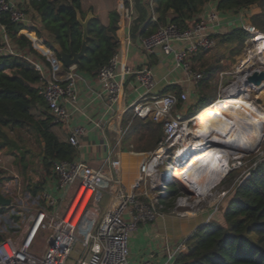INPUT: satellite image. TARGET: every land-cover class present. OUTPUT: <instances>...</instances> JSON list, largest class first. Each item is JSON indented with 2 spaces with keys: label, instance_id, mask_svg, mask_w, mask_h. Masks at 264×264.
I'll list each match as a JSON object with an SVG mask.
<instances>
[{
  "label": "built area",
  "instance_id": "obj_1",
  "mask_svg": "<svg viewBox=\"0 0 264 264\" xmlns=\"http://www.w3.org/2000/svg\"><path fill=\"white\" fill-rule=\"evenodd\" d=\"M6 14L15 23L26 20V12L21 7L11 0H0V32L5 37L7 32L2 20ZM153 17L156 19V16ZM124 18L131 22L134 20L133 3L125 8ZM219 24L216 11L204 19L194 21L188 28L170 22L142 37L140 44L147 54L160 50L166 56L172 55L176 65L183 67L198 83L204 73L192 68L190 58L201 49L210 50L216 46L211 26ZM246 30L251 35L245 41L246 53L242 63L251 57L263 63L260 43L264 42V32L250 25H247ZM46 48L43 55L49 62L50 72L43 74L41 66L37 65L43 75L38 86L53 123L58 125L70 118L67 104L79 109L77 83L82 74L76 66L65 67L52 47ZM133 75L146 92L117 111L123 97L125 79ZM97 77L102 87L98 95L106 100L107 111L118 113L115 146L111 148L109 157L98 167L76 159L54 161L52 171L58 179V197L48 193L45 195L44 207L29 214L21 213L16 235L8 236L0 242V264H65L74 249L80 256L76 264H133L130 260L133 232L139 225L153 223L165 213L167 198H171L165 191L166 182L182 185L167 169L188 158V154L178 157V152L184 142L192 138L188 130L196 126L194 120L197 113L186 117L178 107L188 101L189 94L155 93L153 90L156 83L151 69H133L121 61L119 51L100 69ZM224 97L221 95L218 98ZM128 111L134 117L161 124L163 129V137L155 150L148 153L131 151L139 158L138 175L132 182L127 180L122 159V142L130 127H124L122 122ZM94 124L101 128L104 123L99 120ZM85 132L84 127H75L70 133L69 142L79 147V137ZM212 190L205 195L187 191L186 196L179 197L176 203V208H180L179 215L192 214L195 205L204 197L213 195ZM84 201L85 205L81 208ZM45 232L48 233L46 249L37 253L33 250L37 238ZM188 238L170 240L162 262L155 263L157 254L152 253L142 264H173L180 253L188 250Z\"/></svg>",
  "mask_w": 264,
  "mask_h": 264
},
{
  "label": "trees",
  "instance_id": "obj_2",
  "mask_svg": "<svg viewBox=\"0 0 264 264\" xmlns=\"http://www.w3.org/2000/svg\"><path fill=\"white\" fill-rule=\"evenodd\" d=\"M134 1L137 17L130 27L132 35L137 33L143 37L150 35L160 26L170 22L181 28H188L191 22L200 19L199 16L205 6L211 1L216 2L219 12L235 13L250 8L257 11L261 7L260 14L255 13L252 21L255 25L264 27V0H153V3L150 0ZM125 5L129 6L128 0L125 1ZM145 5L148 13L145 12ZM28 7L41 20V26L35 27V31L47 46L54 49L55 45H59L68 53L72 50L76 52L81 50L83 27L78 21V12L83 18L86 17L82 11L81 0H29ZM23 10L27 12L26 9ZM171 11L173 16L170 17ZM120 20L121 14L117 10L110 13L109 25H104L98 16L89 20L87 49L76 66L77 71L83 75L96 77L100 69L110 61L120 47L117 35ZM2 23L15 48L24 53L0 54V151L8 148L10 154H15L23 164L26 154L21 147L23 140L21 133H29L42 145L43 170L49 174L54 161L75 160L78 149L69 141L60 140L52 130L55 125L53 117L47 111L46 101L40 94L38 86L42 82V72L25 56L30 53L47 65L49 62L33 47L32 41L20 33L26 27L23 22H12L6 14ZM28 33L37 48L42 51L47 49L33 32ZM250 35L244 27H233L228 32L216 33L212 37L218 45L237 44L234 45L237 51L239 45L244 46ZM211 50L201 49L190 58L195 71H204L202 79L197 83L200 93L204 92V88L209 86L210 79L221 68L219 57L212 61L213 57L209 55ZM7 69L10 71H6ZM171 89L170 93L182 92L179 86L173 85ZM209 98L203 99L197 109L186 117L204 109L216 99L208 100ZM39 105L47 110L37 116L33 110ZM131 120L133 121L130 124ZM122 125L124 127L130 125L129 128L137 132L144 128L152 131L146 150L155 149L163 137L161 124L134 117L131 111L125 114ZM15 132L20 133L19 138L13 135ZM23 166L27 167L26 164ZM30 185L34 186V183ZM40 187L42 188L37 182L33 190L34 195H38ZM174 199L166 202L164 212H167L169 205L175 202ZM4 239L5 237L0 234V242ZM188 245V250L180 253L173 264H264V157L256 160L251 175L235 188L234 195L224 207L222 221L212 220L198 227L189 236Z\"/></svg>",
  "mask_w": 264,
  "mask_h": 264
},
{
  "label": "crops",
  "instance_id": "obj_3",
  "mask_svg": "<svg viewBox=\"0 0 264 264\" xmlns=\"http://www.w3.org/2000/svg\"><path fill=\"white\" fill-rule=\"evenodd\" d=\"M11 1L22 9L27 10L26 20L23 22L26 27L22 29L20 33L26 35L32 41L33 47L41 55H43V51L35 46L34 40L28 33L29 31L33 32L46 47L47 45L44 40L39 38L35 31V27L41 26V20L33 10L29 9V0ZM125 1L126 0H81V6L82 11L86 14V16H98L104 25H109L110 13L112 11H119L121 14V20L120 29L118 30L117 35L120 41L118 51L120 53L121 61L130 65L133 69H151L156 83L153 90L155 93H170L172 90L171 86L175 85L181 87L182 92H187L190 100L196 98L198 95L197 83L189 76L183 67H178L176 65L172 55L166 56L160 50H157L153 54H147L142 49L140 41L143 36L138 33L136 35H132L130 29L132 22L124 18L125 8L128 7L125 5ZM128 1L129 5L133 3L135 8V1ZM143 1L141 3L144 11ZM150 1L153 3V0ZM136 11L137 9L135 10V18L137 17ZM215 11L218 12L220 24L217 26H211V32L213 34L225 33L230 31L234 26H237L239 20L238 18H235L234 13L219 12L216 8V2L214 1H211L205 6L204 11L199 18L204 19L208 16V14ZM145 12L148 13L147 7ZM169 15L170 17L173 16L172 11ZM10 42V38L8 36L5 37V35L0 32V54L12 53L21 55L24 53V51H19V49L15 48V46H13V50L9 48V50H7L5 44H10ZM25 57L34 62L36 66L40 65L43 74L47 75L50 72V66L40 61L33 54L29 53ZM77 88L79 95V109H74L71 105L67 104L70 111L69 120L61 124L54 125L52 130L60 140L69 141L70 133L75 127H84L86 132L79 137L80 145L77 147L78 151L76 160L87 161L90 165L98 167L101 166L109 157L111 148H113L116 144V138L118 136L116 129L119 125L118 113L116 111H107L106 100L98 95L102 91V87L97 76L93 77L82 74V78L79 79L77 83ZM145 92L146 89L138 84L134 75L126 78L123 97L117 111L122 110L125 106L136 101ZM188 101L184 105L178 107V110L184 111L186 115ZM44 110H47V108L39 105L34 108L33 113L40 116L41 112ZM99 120H102L104 123L101 128L96 127L94 124L95 121ZM122 148V159L124 154L133 155V152H131L132 150L128 149L129 147L125 145L124 142H122ZM5 149L8 148L1 150L0 154H3ZM9 155H12L13 162L17 160V156L15 154L9 153ZM39 175L41 178L42 192H44L45 195L50 193L54 197H58L59 184L53 171L47 174L44 170H41ZM34 183L35 186H37V182L34 181ZM1 192L5 196L12 198L13 202L15 200L17 201V198L11 196V192L6 193L4 190H1ZM17 202L22 203L21 199ZM24 209H28V207L26 206ZM206 222L207 220H205L203 213H193L181 217H175L164 213L161 214L153 223H144L139 225L137 230L133 232L130 239L131 262L133 264H142L143 261L147 260L152 253L157 254L154 260L155 263L162 262L165 255V248L167 244L171 242L170 240L174 239L177 241L183 237L185 238L190 236L198 227L206 224ZM16 226H18V224H16Z\"/></svg>",
  "mask_w": 264,
  "mask_h": 264
},
{
  "label": "rangeland",
  "instance_id": "obj_4",
  "mask_svg": "<svg viewBox=\"0 0 264 264\" xmlns=\"http://www.w3.org/2000/svg\"><path fill=\"white\" fill-rule=\"evenodd\" d=\"M260 9L255 11L254 9L250 8L235 12V18H238L239 21L237 26H234V28L244 27L247 29V25H250L259 31L264 32V27L257 26L252 21V17L255 15V13H259ZM234 45L226 46L218 45L217 43L216 46L211 51H209L210 57H213L212 61H214L217 57L220 58L219 65H221V68L210 79L208 84L209 86L204 88L203 93L198 91L196 98L191 100L189 99L187 104V115L197 109V106L202 102L203 99L206 100L209 97L210 98L208 100L211 98L217 99L221 95L226 97L228 91L227 88L237 80L236 72L242 63L243 58H245L246 53V44H244V46L239 45V49L237 51ZM13 46V42H10V44H5L7 50H13ZM254 62L255 64L251 66L250 69L264 70V63L256 58L254 59ZM198 72L204 73L203 70ZM239 74H242V72ZM247 85V87L244 88L245 92L241 96L249 93L248 95H250L249 97L251 101L255 104V106H257L259 110L262 111L264 115V98L261 97V93L264 92V81L260 86H257L251 82H248ZM242 90L243 89H241V91ZM151 132L152 131L147 130V128H144L138 132L134 131L132 128H129L127 133L124 135V143L129 147L128 149L134 152H151L156 149L146 150L149 144V136H151ZM19 134V132L13 133V135L15 137L17 136L18 138ZM21 135L23 137V140L21 141L22 151L26 154V160L23 164H26L27 167H24L23 164L19 162V158L13 162L12 155H9V149H5L4 153L0 154V191L4 190L6 193L11 192V196L17 198V201H20V199L22 201V203H18L15 200L13 202V206H0V209H2V211L0 210V234H2L4 237L16 235L14 232V230L17 229L16 224H20L22 218V214L20 212L23 214H29L37 208H42L45 205V194L42 192L41 187L38 195L33 194L35 186L34 181L40 183V186H42L39 175V172L43 170L42 145L33 135L29 133H21ZM14 150L20 153L17 151V149ZM262 157H264V137L261 142L256 144L247 153L241 155L240 157H231L232 159L229 161V169L225 171L226 173L224 174L222 180L213 188V195L204 197V199H202L198 205H195V209L192 211V214L203 213L205 220H207L206 223L212 220L219 222L222 221L224 207L229 203L231 197L234 195L235 188L239 184L243 183L251 175L252 169L256 164V160ZM125 173L127 172L125 171ZM137 175L138 165L137 169L131 175H127V180L129 179V181L132 182L135 180ZM32 182L34 183V186L31 187L30 184ZM164 185L167 186L165 191H167V194L169 197H171L167 198L169 199L167 202H171L175 198V202L169 205L165 214L179 217L180 208H176L177 199L179 197L186 196L188 190H186L183 185H178L176 182H166ZM172 193L174 194L173 197ZM104 204L105 200L101 203V205L104 206ZM26 206L28 209H24ZM181 210L183 209L181 208ZM47 236L48 233L46 232L38 236L36 245L33 249L35 252H44L47 244ZM79 257L80 256L77 253V250L74 249L65 264H76Z\"/></svg>",
  "mask_w": 264,
  "mask_h": 264
},
{
  "label": "bare ground",
  "instance_id": "obj_5",
  "mask_svg": "<svg viewBox=\"0 0 264 264\" xmlns=\"http://www.w3.org/2000/svg\"><path fill=\"white\" fill-rule=\"evenodd\" d=\"M260 44L263 46L264 63V42ZM254 64L252 57L241 63L236 73L242 74L236 76L237 80L227 88L226 97L215 99L197 112L196 126L188 130L192 138L185 141L178 152V157L188 154V158L167 169L173 178L195 195L208 194L229 169L231 157L247 153L264 137L262 111L251 101L249 93L241 96L248 86V78L255 71L262 70L250 69ZM261 97L264 98V92ZM138 163V157L123 155L127 175L137 169Z\"/></svg>",
  "mask_w": 264,
  "mask_h": 264
},
{
  "label": "water",
  "instance_id": "obj_6",
  "mask_svg": "<svg viewBox=\"0 0 264 264\" xmlns=\"http://www.w3.org/2000/svg\"><path fill=\"white\" fill-rule=\"evenodd\" d=\"M78 21L83 27V42L81 50L71 51L70 53L66 52L64 49H62L59 45L54 46L55 52L58 54L60 60L63 62L64 66L67 68L77 66L80 59L85 55L86 49H87V39H88V22L92 18L91 15L86 16L85 18L82 17V14L78 12ZM264 81V70L262 71H255L253 75H251L248 78V82H251L257 86H260L263 84ZM44 145V144H43ZM13 202V199L10 197L5 196L0 191V206L6 207L11 206Z\"/></svg>",
  "mask_w": 264,
  "mask_h": 264
}]
</instances>
